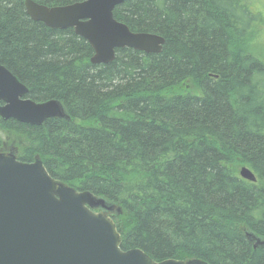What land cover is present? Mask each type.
<instances>
[{
  "label": "trees",
  "instance_id": "obj_1",
  "mask_svg": "<svg viewBox=\"0 0 264 264\" xmlns=\"http://www.w3.org/2000/svg\"><path fill=\"white\" fill-rule=\"evenodd\" d=\"M253 2L126 0L113 17L161 35V52L116 49L92 64L72 28L0 0V64L28 98L56 99L68 115L38 126L0 117V148L12 140L20 161L39 157L55 180L105 199L122 250L264 264V16Z\"/></svg>",
  "mask_w": 264,
  "mask_h": 264
},
{
  "label": "water",
  "instance_id": "obj_2",
  "mask_svg": "<svg viewBox=\"0 0 264 264\" xmlns=\"http://www.w3.org/2000/svg\"><path fill=\"white\" fill-rule=\"evenodd\" d=\"M126 0H82L46 6L24 0L26 13L52 29L73 28L90 45L92 64L113 61L115 50L132 48L161 52L164 38L151 32H133L113 17ZM27 87L0 64V117L28 125L48 118H68L56 99L35 102ZM245 180H256L246 166L238 170ZM110 208L89 191L55 181L42 161L22 162L0 153V264H208L199 259L155 261L137 248L121 250L114 222L94 208ZM264 245V240L256 238Z\"/></svg>",
  "mask_w": 264,
  "mask_h": 264
},
{
  "label": "rangeland",
  "instance_id": "obj_3",
  "mask_svg": "<svg viewBox=\"0 0 264 264\" xmlns=\"http://www.w3.org/2000/svg\"><path fill=\"white\" fill-rule=\"evenodd\" d=\"M252 5L254 6V8L256 7L257 10L261 11L264 16V0H254ZM257 41H258L257 43L259 44L258 47L260 52L264 54V23L260 27L259 34L257 36ZM12 144H13L12 140L10 141L7 140L4 146L0 148V151L7 153V150L11 146H14Z\"/></svg>",
  "mask_w": 264,
  "mask_h": 264
}]
</instances>
